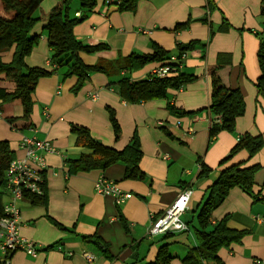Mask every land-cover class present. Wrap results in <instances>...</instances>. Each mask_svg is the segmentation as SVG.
Masks as SVG:
<instances>
[{
  "label": "crops",
  "instance_id": "obj_1",
  "mask_svg": "<svg viewBox=\"0 0 264 264\" xmlns=\"http://www.w3.org/2000/svg\"><path fill=\"white\" fill-rule=\"evenodd\" d=\"M114 1L97 0L95 9L74 30L84 44L109 47L81 54L87 65H104L108 73H91L74 92L78 79L65 77L66 67L51 64L44 29L63 0H43L33 15L26 63L52 74L38 82L28 117L20 101L0 99V141L9 142L15 158L24 155L21 143L27 137L48 140L58 151L45 155L46 203L29 197L19 202L20 233L40 246L39 255L33 258L19 250L12 255L11 264H147L156 260L161 246L172 241L176 243L171 245L174 258L170 264H182L189 248L198 244L197 215L219 177L222 159L242 136L261 134L264 141V90L257 85L264 0H209L211 5L207 0H139L132 12H121ZM73 9L80 12L77 5ZM12 15L0 1V16ZM179 44L193 47L179 56ZM155 45L168 51L170 58H179L180 71L195 80L170 90L166 98L128 103L120 95L119 82L147 79L163 65L156 61L140 69H126L127 58L153 54ZM14 51L12 47L0 52L3 63L12 62ZM171 63L169 59L167 64ZM214 70L227 86L242 92L246 113L237 120L234 132L221 131L210 141ZM0 87L15 90L4 73H0ZM169 105L185 113L173 114ZM110 110L120 127L118 137ZM74 128L88 131L117 150H123L136 135L143 152L139 166L146 178L126 179L125 163L70 174L69 161L91 153L77 143ZM233 163L260 166L254 177L259 201L235 187L211 213L213 223L227 218L230 229L246 232L241 242L220 249L219 257L225 264H264V145L253 157L240 151ZM203 165L212 172L200 178ZM101 177L115 181L133 197L117 205L113 196L97 193L95 183ZM186 190L192 192L182 216L188 230L149 235L153 221ZM106 249L112 259L105 256ZM85 253L92 254L94 261H88Z\"/></svg>",
  "mask_w": 264,
  "mask_h": 264
},
{
  "label": "trees",
  "instance_id": "obj_2",
  "mask_svg": "<svg viewBox=\"0 0 264 264\" xmlns=\"http://www.w3.org/2000/svg\"><path fill=\"white\" fill-rule=\"evenodd\" d=\"M5 11L12 12L10 18L0 16V52L4 49L15 47L13 60L10 64L3 63L0 55V73L15 84V90L8 92L0 87V99L4 102L20 101L25 109V116H30L33 110V94L38 82L52 74L51 71L41 67H29L26 57L29 53V36L34 28V13L39 9L43 0H0ZM139 0H117L114 4L121 12L135 11ZM209 5L210 1L207 0ZM78 6L80 16H77L73 6ZM97 5V0H63L57 11L48 17L45 30L51 50L50 62L55 67H66L65 77L75 76L78 82L74 92H78L90 79L93 72L108 73L107 67L101 64L87 65L81 58L82 53L95 54L105 51L109 47L105 44H84L75 36V27L85 21ZM193 45H178L179 56H182ZM170 53L159 46H154V53L150 55H130L127 58L126 69H140L151 62L167 64ZM260 77L257 85L264 90V35L258 52ZM123 69V68H122ZM195 80V76L182 71L165 77L150 75L147 79L131 81L124 78L119 82L120 95L128 103L137 104L142 101L166 98L170 90H178L187 83ZM212 101L209 111L212 115L210 127V141L221 131L234 132L237 120L246 113V102L239 89H232L214 70L211 73ZM173 114L183 115L181 109L169 105ZM110 121L115 136L118 137L120 127L113 110L109 111ZM13 124L14 119L8 118ZM78 135L77 143L91 151L78 160L69 161L70 174L88 172L93 169L105 170L116 163H125L126 179L143 180L145 173L140 169V161L143 152L139 138L134 135L130 143L123 149L117 150L105 146L94 139L88 131L74 128ZM264 145L263 136L245 135L240 137L237 144L220 163L222 169L218 179L208 189V196L202 204L197 215L198 229L196 236L198 244L192 246L181 259L182 264H225L219 257L220 249L229 247L233 243L241 242L245 231H235L228 227L227 218L212 222L211 213L218 208L227 198L231 189L238 187L254 202L259 201L256 192L255 174L260 166H245L244 163H233L236 155L246 150L250 157L255 156ZM14 152L8 141H0V216L3 214V206L8 198L6 188V171L9 163L14 159ZM212 170L206 165L202 166L198 176L207 177ZM34 202L47 201V193L44 196H30ZM180 232V231H176ZM172 233V232H170ZM176 242H167L160 247L154 262L147 264H170L174 258L171 245ZM108 259L113 256L109 251L103 250Z\"/></svg>",
  "mask_w": 264,
  "mask_h": 264
},
{
  "label": "built area",
  "instance_id": "obj_3",
  "mask_svg": "<svg viewBox=\"0 0 264 264\" xmlns=\"http://www.w3.org/2000/svg\"><path fill=\"white\" fill-rule=\"evenodd\" d=\"M76 15L80 16L79 13ZM170 59L173 63L154 69L152 75L162 78L179 72L182 69L179 58L172 57ZM21 147L25 152L24 155L12 159L6 171L8 198L3 206V214L0 216V264H11L12 255L19 250L33 258L39 255L40 246L20 233L21 209L19 202L24 198H30V196L45 195L43 177V171L47 168L45 155L58 153L50 141L38 138H24ZM95 189L99 194L113 196L117 205H121L133 197L132 193L121 190L115 181L104 177L96 181ZM191 194L190 190L182 192L173 205L153 221L149 235L188 230L182 216L189 208ZM262 221L264 222V219ZM85 258L92 262L95 257L85 253Z\"/></svg>",
  "mask_w": 264,
  "mask_h": 264
},
{
  "label": "rangeland",
  "instance_id": "obj_4",
  "mask_svg": "<svg viewBox=\"0 0 264 264\" xmlns=\"http://www.w3.org/2000/svg\"><path fill=\"white\" fill-rule=\"evenodd\" d=\"M58 9H59V8H58ZM58 9H57V10H58ZM57 10H56V11H57ZM53 13H54V12H53Z\"/></svg>",
  "mask_w": 264,
  "mask_h": 264
}]
</instances>
